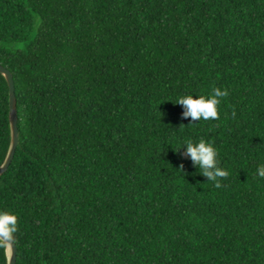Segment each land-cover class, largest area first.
<instances>
[{"label": "trees", "instance_id": "16d2710c", "mask_svg": "<svg viewBox=\"0 0 264 264\" xmlns=\"http://www.w3.org/2000/svg\"><path fill=\"white\" fill-rule=\"evenodd\" d=\"M0 64L15 264H264V0H0ZM212 87L219 118L188 124L175 100ZM10 141L0 73V166Z\"/></svg>", "mask_w": 264, "mask_h": 264}, {"label": "clouds", "instance_id": "9594fccd", "mask_svg": "<svg viewBox=\"0 0 264 264\" xmlns=\"http://www.w3.org/2000/svg\"><path fill=\"white\" fill-rule=\"evenodd\" d=\"M228 96L226 89L212 87L207 95L186 94L177 97L174 103L182 108V117L189 119L188 124L196 123L201 120H216L219 118L218 107L223 98ZM183 147L181 155L191 161L196 171L212 182L215 187H221L220 178L228 175V172L221 169L216 148L212 143L203 139L198 141L185 140L176 150ZM256 176L264 179V164L258 165ZM17 231V217L14 213L0 211V243L5 240H13L14 233Z\"/></svg>", "mask_w": 264, "mask_h": 264}, {"label": "water", "instance_id": "95a60500", "mask_svg": "<svg viewBox=\"0 0 264 264\" xmlns=\"http://www.w3.org/2000/svg\"><path fill=\"white\" fill-rule=\"evenodd\" d=\"M0 73L4 75L8 88H9V118H10V131H11V141L10 147L7 153V156L0 166V176L6 172L8 167L10 166L18 144V127H17V102L15 96V88H14V80L12 73L2 64H0ZM6 243V251L8 256V264H15L16 261V253L17 247L13 240H5Z\"/></svg>", "mask_w": 264, "mask_h": 264}]
</instances>
